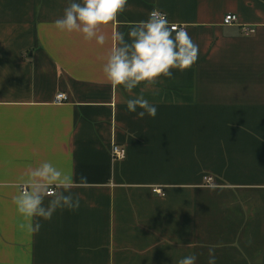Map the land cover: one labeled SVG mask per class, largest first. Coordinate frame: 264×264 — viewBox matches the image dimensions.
<instances>
[{
  "label": "crops",
  "instance_id": "0c3cea01",
  "mask_svg": "<svg viewBox=\"0 0 264 264\" xmlns=\"http://www.w3.org/2000/svg\"><path fill=\"white\" fill-rule=\"evenodd\" d=\"M69 4L0 0V264H207L210 250L217 264H264V0H128L100 27L104 45L55 27ZM154 7L185 26L198 61L114 88L113 33L127 39ZM140 94L155 118L127 110ZM45 161L77 181L80 207L29 233L13 198Z\"/></svg>",
  "mask_w": 264,
  "mask_h": 264
},
{
  "label": "clouds",
  "instance_id": "9594fccd",
  "mask_svg": "<svg viewBox=\"0 0 264 264\" xmlns=\"http://www.w3.org/2000/svg\"><path fill=\"white\" fill-rule=\"evenodd\" d=\"M127 4L128 0H70L63 17L55 21V27L62 32L80 33L85 40L94 39L104 45L106 36L100 27L114 22ZM127 37L122 32L113 33L112 38L118 43L111 48L103 65L104 76L114 88L123 86L132 92L141 83L153 84L161 77L173 78V69L184 72L199 58V45L159 7H154L146 20L130 25ZM138 108L142 111L138 112ZM127 110L139 118L146 115L155 118L158 111L143 94L128 99ZM76 182L50 161L31 169L13 198L17 213L26 221L19 227L38 233L42 224L35 218L50 221L58 209L78 210L80 198L72 192ZM46 197H51L47 205ZM196 259L195 255H187L178 264H196ZM207 264H217L214 251H209Z\"/></svg>",
  "mask_w": 264,
  "mask_h": 264
},
{
  "label": "built area",
  "instance_id": "2783aa9c",
  "mask_svg": "<svg viewBox=\"0 0 264 264\" xmlns=\"http://www.w3.org/2000/svg\"><path fill=\"white\" fill-rule=\"evenodd\" d=\"M238 15L235 13H228L225 15L223 23L226 25H232L238 22ZM177 25H180L178 23H174ZM183 26L185 28L184 25H180ZM242 31L247 34V35H251L253 33L256 32V27L253 25H243L242 26ZM67 99V96L65 93H58L55 97V101L60 103V102H64ZM111 155L113 157L114 160H121L124 159L126 156V148L114 143L112 146V150H111ZM207 182L210 184L213 182V178L211 176H208L206 178Z\"/></svg>",
  "mask_w": 264,
  "mask_h": 264
}]
</instances>
